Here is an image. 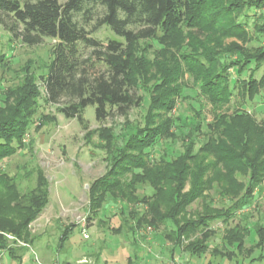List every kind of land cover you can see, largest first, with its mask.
Returning a JSON list of instances; mask_svg holds the SVG:
<instances>
[{
    "label": "trees",
    "instance_id": "obj_1",
    "mask_svg": "<svg viewBox=\"0 0 264 264\" xmlns=\"http://www.w3.org/2000/svg\"><path fill=\"white\" fill-rule=\"evenodd\" d=\"M239 2L0 0V26L11 39L28 45L39 44L45 38L54 40L52 57L46 72L39 78L40 83L36 85L34 79L26 75L16 88L14 101L0 107V164L25 146L24 136L35 123L32 106L41 91L45 101L57 104L58 112L64 117L75 118L86 128L84 111L87 106H94V118L99 123L113 115L126 116L131 107L141 102L136 94L141 80L158 78L163 85L159 86L157 98H150L143 123L135 127L117 154L111 156L110 168L90 183L88 210L94 215L107 199L142 203L146 211L135 215V225L128 223L129 232L135 233V228L146 222L157 226L170 222L173 227L164 238L172 241L175 247L199 258L209 252L216 255L217 249H209L207 242L212 231L209 223L214 220L228 222L232 210L245 206L264 179V118L257 121L243 107L264 90V0ZM249 22L254 27L252 35L248 34ZM101 26L109 27L121 40L109 39L103 43L92 37ZM183 31H186L185 36H181ZM159 33L165 39L179 38L180 43L173 46L176 54L167 47L156 53V56L164 53L166 57L154 72L151 67L144 68L147 62L134 55L132 47ZM186 38L188 44H184ZM228 38H236V41L226 42ZM4 60L0 58V63ZM177 60L183 62L180 68ZM229 68H235L236 77L231 78ZM261 68V75L256 77ZM247 70L249 73L243 78ZM184 72L195 81L199 95L206 99L214 115L211 122L204 123L206 129L198 145L203 124L202 120L192 117L202 115L201 110H195L188 118L183 117L184 123L181 117L163 115L171 111L175 98L182 92ZM235 88L243 104H237L231 113L220 111L230 103ZM63 98L67 102L59 104ZM6 101L9 102L7 98ZM156 105L163 109V114L152 112ZM175 130H180L178 135ZM97 132L106 142L108 153L112 154L114 136L111 130L102 127ZM180 135L182 148L175 155L168 157L166 152H155L154 147L161 140ZM217 170L227 182L225 188L219 186L221 195L230 192L235 197L244 191L243 195L223 213L181 222L180 216L188 205L213 187L216 180L213 173ZM238 176L246 179V185ZM140 185L150 187L151 193L139 196ZM13 188L10 177L0 169V196L7 198H4L6 201L0 198V231L20 237L47 206L49 190L42 175L36 186L24 194H16ZM9 198L16 201L18 208L15 222L6 216ZM74 228L75 225H69L64 229L60 240L66 239ZM246 231L247 227L239 223L227 228L224 246L241 250ZM196 232H200L201 238L184 245V237ZM254 233V245L264 249V224L256 222ZM5 247L0 245L1 249ZM7 252L14 256L12 249L8 248ZM231 252L219 256L228 260Z\"/></svg>",
    "mask_w": 264,
    "mask_h": 264
},
{
    "label": "rangeland",
    "instance_id": "obj_2",
    "mask_svg": "<svg viewBox=\"0 0 264 264\" xmlns=\"http://www.w3.org/2000/svg\"><path fill=\"white\" fill-rule=\"evenodd\" d=\"M242 11L240 10L239 14H242ZM248 34H254L252 22H249ZM183 35H186V31L181 33V36ZM91 36L103 43L109 39L121 40L107 26H101ZM230 40L236 41V38H228L226 42ZM53 43L54 40L45 38L39 44L28 45L18 39H11L10 34L0 26V58L5 59L0 63L1 108L14 101L16 88L22 84L26 75L31 76L36 85L40 83L39 78L46 72L52 57ZM179 43V38L165 39L163 34L159 33L153 39L137 42L132 49L134 55L147 62L143 64L144 68L151 67L155 72L160 61L166 57L164 53L160 56H156V53L167 47L176 54L173 46L177 47ZM188 43L186 38L184 44ZM262 45L264 46V40ZM177 62L180 68L183 62ZM228 71L231 78L236 77L235 68H229ZM184 73L181 79L182 92L175 98L171 111L163 114V109L160 110L156 105L152 112L181 117L184 123L183 117L188 118L195 110H201L202 115L192 117L194 120H202L203 124V132L198 135V145L206 129L204 123L211 122L214 115L206 99L199 95L195 81ZM248 73L249 70L244 72L242 77L246 78ZM261 73L262 68L257 71L256 77ZM161 84L163 85V82L158 78L147 77L141 80L136 89V94L141 97L140 104L131 107L126 116L113 115L103 123L95 120L94 106H87L84 111L86 128L75 118L64 117L58 112L57 104L45 101L41 91L40 97L35 99L32 106L35 111V123L30 125L24 136L25 146L3 160L0 169L14 183L13 191L16 194H24L33 189L39 175H42L48 183L49 202L20 237L0 231V236L6 240L0 238V245L6 246L0 248V264H264V249L254 245L255 223L264 224V179L253 190L252 197L246 199L245 206L231 209L232 218L228 222L214 220L209 223L208 227L212 231L207 242L209 249H217L216 255L209 252L199 258L175 247L172 241L164 238V234L173 227L170 222L158 226L146 222L141 227H136L135 233L129 232L128 223L135 225V215L140 216L146 211V206L142 203L107 199L94 215L89 212L90 183L110 168L111 156L117 154L135 127L143 123L149 110L150 98H157ZM237 91V88L233 90L230 103L220 111L231 113L237 104L240 106L241 99ZM66 102L67 99L63 98L59 104ZM243 107L251 112L257 121H261L264 118V90L248 105L243 104ZM35 125H39L37 129L34 128ZM102 127L110 129L114 136L112 154L108 153L106 142L97 132ZM179 131L175 130L177 135ZM181 135L175 139L161 140L155 145V152H166L168 157L175 155L182 148ZM218 173L219 170L213 173L216 179L213 187L188 205L180 216L181 219L179 218L181 222L196 220L201 215L223 213L232 206L233 201L243 195L244 191L235 197L230 195V192L221 195L219 186L225 188L227 182ZM239 179L246 185L244 177ZM137 193L139 196L148 195L151 193L150 187L140 185ZM5 197L0 196L2 201H6ZM15 204L16 201L9 198L6 207V216L13 222L16 221L14 216L18 209ZM145 218L148 220V215ZM237 223L247 227L243 247L241 250L233 246L226 248L223 237L227 228ZM69 225H75V228L66 239L60 240L61 234ZM148 228L152 230L149 231ZM195 238H201L200 232L189 235L188 238L184 237L183 244ZM8 248L13 250V257L8 254ZM226 251L233 253L231 259L220 258L219 255Z\"/></svg>",
    "mask_w": 264,
    "mask_h": 264
},
{
    "label": "built area",
    "instance_id": "obj_3",
    "mask_svg": "<svg viewBox=\"0 0 264 264\" xmlns=\"http://www.w3.org/2000/svg\"><path fill=\"white\" fill-rule=\"evenodd\" d=\"M148 230L150 231V230H152V229L148 228ZM84 236H86V234H84Z\"/></svg>",
    "mask_w": 264,
    "mask_h": 264
}]
</instances>
